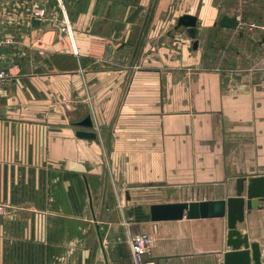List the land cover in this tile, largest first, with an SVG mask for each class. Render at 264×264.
Returning <instances> with one entry per match:
<instances>
[{"label": "crops", "instance_id": "1", "mask_svg": "<svg viewBox=\"0 0 264 264\" xmlns=\"http://www.w3.org/2000/svg\"><path fill=\"white\" fill-rule=\"evenodd\" d=\"M1 1L0 264H224L226 217L155 221L149 207L234 196L239 176L245 199L261 192L264 30L213 27L220 0ZM246 3L237 21L257 26ZM251 198L240 230L264 263V198Z\"/></svg>", "mask_w": 264, "mask_h": 264}, {"label": "water", "instance_id": "2", "mask_svg": "<svg viewBox=\"0 0 264 264\" xmlns=\"http://www.w3.org/2000/svg\"><path fill=\"white\" fill-rule=\"evenodd\" d=\"M179 22L189 27V32L194 34L196 17L192 14H183L179 17ZM234 17L223 16L221 24L233 26ZM83 128H89L92 125L89 116L84 117L78 122ZM80 138H94L95 133L91 130L81 129L75 132ZM245 176L236 178V194L224 199L199 200L190 202H167L150 205V217L155 221L180 219L183 216L187 218H212L226 217L228 225L227 244L231 249L224 254V264H264L261 262L259 243L249 242L246 234H242L240 226H243L245 219V207L250 209L257 199L252 196L260 195L264 198V185L259 192L256 187H249L246 191L247 199L244 193ZM262 180V179H261ZM264 180V179H263ZM243 245V248H240Z\"/></svg>", "mask_w": 264, "mask_h": 264}, {"label": "rangeland", "instance_id": "3", "mask_svg": "<svg viewBox=\"0 0 264 264\" xmlns=\"http://www.w3.org/2000/svg\"><path fill=\"white\" fill-rule=\"evenodd\" d=\"M217 1L218 0H210V3L213 2V6H216L217 7ZM218 2L219 3L221 2L220 5L223 6V10L224 11L221 12V13L219 12V14L217 15L218 19L215 20L213 27H216V26H219V25L221 26L222 18L225 15V16H229V17H234L235 16L234 19L236 21H235L234 25L233 26H230V27L229 26H225V27H228V28H232V30H237L239 32H242L245 35L250 34L251 33V30H249V29H251L253 27H255V28L257 27L256 28L257 30H261V31L264 30V19L260 20L259 21V24L257 26L255 25V23H251L250 25L247 24L248 22L247 23H242L243 21L240 18V16L238 15L237 12L239 11V7L241 5L244 6L245 4H247L246 3L247 0H220ZM253 2L254 3H257V6L259 8V14H261L262 15V18H263L264 17V0H253ZM209 10L210 11H213L214 8H211ZM167 11H168L167 14L163 16L164 18H166L167 16H173L174 13H176L177 11L178 12H182L183 9H181V10H179V9L178 10L177 9H167ZM8 12L9 11H7L4 3L0 0V20L7 19L8 18ZM46 13H47L46 12V9L44 7H42V6H37V7L33 8L31 10V14H32V17L34 19L43 18L46 15ZM237 20H241L242 21L241 22L242 24H240ZM254 22H256V21H254ZM232 30L231 31H228V32H230V33L233 32L234 33V31H232ZM214 37H216V36H214ZM6 42H8V41H5V40L2 41L1 40L0 41V44L1 43H6ZM228 43H231L230 45H234V41L233 40L230 41V42H227V44ZM243 43H245V40H243ZM238 46H239V44L236 46V48H239ZM226 54H228V51H227ZM198 155L199 154H197L196 156L198 157ZM205 155L207 156V154H205ZM234 156H237L238 157L237 154H234V153H226L225 159L228 161V160L233 159ZM210 157L212 159V155H210ZM239 158H241V155L240 154H239ZM147 203H148V201H136V202L131 201L130 202L131 209L134 208V207H137L138 208V207H141V206H143L144 208H146L145 206L147 205Z\"/></svg>", "mask_w": 264, "mask_h": 264}, {"label": "built area", "instance_id": "4", "mask_svg": "<svg viewBox=\"0 0 264 264\" xmlns=\"http://www.w3.org/2000/svg\"><path fill=\"white\" fill-rule=\"evenodd\" d=\"M5 76L4 71H0V78ZM3 206L0 204V226L2 225V215H3ZM151 241L150 234L146 232L136 233L130 239L131 249L133 251L135 259L140 261L142 257L146 254L148 245Z\"/></svg>", "mask_w": 264, "mask_h": 264}]
</instances>
